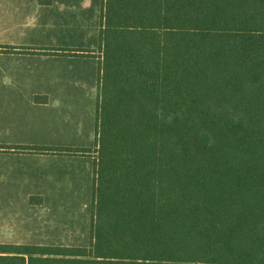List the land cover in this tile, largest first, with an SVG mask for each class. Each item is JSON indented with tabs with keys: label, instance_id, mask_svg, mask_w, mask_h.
<instances>
[{
	"label": "trees",
	"instance_id": "trees-1",
	"mask_svg": "<svg viewBox=\"0 0 264 264\" xmlns=\"http://www.w3.org/2000/svg\"><path fill=\"white\" fill-rule=\"evenodd\" d=\"M99 50L90 243L0 264H264V0H102Z\"/></svg>",
	"mask_w": 264,
	"mask_h": 264
},
{
	"label": "crops",
	"instance_id": "crops-1",
	"mask_svg": "<svg viewBox=\"0 0 264 264\" xmlns=\"http://www.w3.org/2000/svg\"><path fill=\"white\" fill-rule=\"evenodd\" d=\"M100 11V0H0L1 218L18 217V202L34 213L93 195L97 154L75 150L96 144Z\"/></svg>",
	"mask_w": 264,
	"mask_h": 264
},
{
	"label": "rangeland",
	"instance_id": "rangeland-1",
	"mask_svg": "<svg viewBox=\"0 0 264 264\" xmlns=\"http://www.w3.org/2000/svg\"><path fill=\"white\" fill-rule=\"evenodd\" d=\"M100 3L102 11V0ZM102 56L101 52L100 57ZM68 198L70 200L62 202H45L46 208L44 210L36 208L34 213L30 208L27 209L23 202H18V217L14 215L10 217L12 212L10 207L3 209V214L7 213L8 218L0 217V240L6 237L15 243L36 244L46 241L66 246H88L92 192L83 195H68ZM41 203L43 202H35V205ZM8 220L9 223H7Z\"/></svg>",
	"mask_w": 264,
	"mask_h": 264
}]
</instances>
